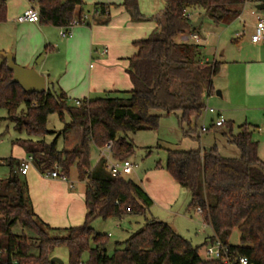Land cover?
<instances>
[{
    "label": "trees",
    "instance_id": "obj_1",
    "mask_svg": "<svg viewBox=\"0 0 264 264\" xmlns=\"http://www.w3.org/2000/svg\"><path fill=\"white\" fill-rule=\"evenodd\" d=\"M166 9L156 19L158 28L145 40L134 43L137 53L129 59L127 73L133 88L128 92H106L70 106L69 98L54 84L43 94H26L13 82L6 64L0 67V109L15 131L38 139L30 146L27 157L42 174L59 171L69 178L76 168L79 179L86 181L83 225L53 229L36 215L28 184L20 173L22 160H0L10 167L6 180L0 181V249L6 254L0 264H53L57 248L68 250V264H224L204 255L202 249L218 241L227 249V264H239L246 257L249 264H264V162L258 157L254 130L244 124L238 133L226 125L230 142L240 151L238 159H228L218 150H167L166 170L178 185L189 192V208L201 211L213 236L201 246H193L167 223H147L129 239L118 243L108 254L109 235L96 233L93 222L102 218L123 219L127 215H144L153 201L134 181L113 176L100 160L91 167V149H104L113 143L111 158L121 162L135 152L129 134L158 131L164 117L180 113L179 123L185 134L197 131V122L206 111L204 96L213 94V82L221 63H204L202 46L177 43L176 39L192 29L189 16L199 13L215 25L229 26L242 15L247 4L264 5V0H164ZM40 24L67 30L74 22L92 26V21L107 25L114 8L123 7L134 22L145 18L138 0H124L120 5L96 4L92 16L84 11V0H35ZM7 2L0 0V24L7 21ZM22 107H24L22 111ZM162 112L155 115L154 112ZM56 114L61 121L67 115L70 123L59 133L66 140L81 130L80 145L73 150H58L57 142H47L52 134L48 118ZM23 142V141H22ZM25 142V141H24ZM21 234L14 233L16 227ZM240 233V246L227 243L231 233ZM29 232V235L24 231ZM51 233L65 234L53 237ZM87 258L84 260V256Z\"/></svg>",
    "mask_w": 264,
    "mask_h": 264
},
{
    "label": "rangeland",
    "instance_id": "obj_2",
    "mask_svg": "<svg viewBox=\"0 0 264 264\" xmlns=\"http://www.w3.org/2000/svg\"><path fill=\"white\" fill-rule=\"evenodd\" d=\"M143 3L146 10L151 11L154 7L152 4L153 2H149L148 0H144ZM94 4L95 0H85V5L83 7L84 11L86 13L93 12ZM26 5V0H8L7 21L0 26V43L10 42L16 45V38L19 37V35L33 33V31H27L28 33L25 32L24 27L16 25L13 20L16 12L20 11ZM157 7V9L164 7L162 0L159 1ZM161 10H158L157 13H161ZM163 10H165V8H163ZM253 12L256 14L259 13L253 5H247L243 10L241 18L229 26L215 25L209 18H205L199 32L203 38L207 39V44L205 48L203 47L202 49L204 57H209L212 61L217 59L221 62L226 60L232 61L234 59L236 61H241L238 64H231L227 67L223 64L221 65V71L215 81L216 91L214 90V96L210 101H206L207 109L223 111L227 116L229 112L227 113L225 110H228L238 115V123L243 124L248 122L259 126L260 131L257 132L256 138L260 142V150L264 157V95H260V93L257 92V89L260 88L258 78L257 82L253 81V86L246 83L249 64L243 62L250 53L249 47H247L248 44L246 43L248 40H251L253 35L252 27L256 23V16L252 14ZM263 12L264 11H262V13ZM140 13L141 15L143 14L142 11H140ZM198 14V12L194 14L193 21L198 19ZM148 21L149 23H154L153 19H148ZM39 26L44 30L43 37H49L51 41V45L47 44L44 46L41 68L43 70L45 69L47 71L46 73H50L49 79L50 81H54L56 85L61 77L58 75L59 71L63 67L64 61L68 60L69 51L64 50L63 47H66V44L70 41V37L62 36V33L65 32L63 29H58L51 25L39 24ZM80 26L86 25H79L69 30V32L73 35L74 31L80 28ZM241 32H244L242 36H240ZM237 40L242 41L243 44L240 45ZM58 46L61 47L62 50H57ZM220 54L224 56L221 57ZM41 59L37 60L36 63L39 64ZM220 87L227 90V96L225 98L217 96V92L221 91ZM103 95L104 94L101 96L104 97ZM76 103L77 100L69 98L68 104L70 106H77ZM23 109L24 107H22V111ZM207 112H205L203 117L197 122L199 132L202 130L203 125L209 128L212 121L216 119V114ZM154 114L161 115L162 112L156 111ZM6 117V111L0 109V160L24 157L30 146H36L34 143L37 142L38 139L31 138L34 142L33 144L26 142L30 140V138L25 134H20L15 131L14 125L7 121ZM179 117L180 113L162 118L158 131L138 132L128 135V139L133 142L135 146V152L133 156L129 158L134 166V172L131 176L126 177L127 179L144 187L147 182V174L149 175L155 171L161 170L169 175L166 170L167 150L192 151L198 150L201 146L207 148L209 146H207V143H204L208 140L212 145H214V143L218 145L222 151V157L232 159L233 156L227 154V152L237 149L234 148L233 145L227 143L221 136L220 131L205 132L201 140L198 141L194 136L185 135V132L180 127ZM69 123L70 119L67 115L64 121H61L56 114H52L48 118L47 128L52 134L47 137V142L52 143L56 141L57 149L60 151L64 150L66 145L64 138L60 137L59 133H61ZM99 158V149L92 147V168L98 164ZM33 171L34 169L31 167V172ZM9 174V166H0V181L6 180ZM149 178L148 181L153 180L151 176ZM70 179L71 182L75 183L77 189L80 190L85 187L84 183L86 184V181H84V183H82L83 181L80 182L79 173L76 168L71 170ZM22 180L27 182L26 178H22ZM180 189V197L177 204L175 206H170V208H165L163 205L155 203L154 206L146 210L144 215L125 217L120 221L116 218L108 220H103L102 218L96 219L92 224V228L95 232L104 235H109L111 233L112 235L109 238L107 248L108 254L112 255L118 248V243L125 242L131 235L140 230L147 223V220L151 221L153 218L179 229L181 236L190 241L193 246L197 247L203 245L206 239L213 235V231L210 227L205 225L203 217L196 210L188 207L190 201L189 192L185 189ZM175 212L179 214L176 215ZM24 231L29 235V232L26 230ZM14 233L21 234L22 228L19 226L16 227ZM51 234L53 237L65 236V234L59 233ZM229 244L232 246H240V233L237 229L231 233ZM202 254L203 256L205 255V248L202 249ZM54 257L62 260L64 264H68V250L65 247L57 248L54 252ZM86 258L87 255L84 256V260Z\"/></svg>",
    "mask_w": 264,
    "mask_h": 264
},
{
    "label": "crops",
    "instance_id": "obj_3",
    "mask_svg": "<svg viewBox=\"0 0 264 264\" xmlns=\"http://www.w3.org/2000/svg\"><path fill=\"white\" fill-rule=\"evenodd\" d=\"M123 1L124 0H95L94 6L96 4L120 5L123 3ZM143 1L144 0H138L139 10L142 11V16L146 17L145 20L141 22H134L131 19L130 14L123 7H119L112 9L111 19L107 25H103L102 21H98V19H93L91 27L80 26V28H77L74 31L72 37H70V41L66 44V47H63L64 50L69 51V56L68 60L64 61V65L59 71L58 75H60L61 77L60 81L57 82L56 85L54 84V81H50V73H46L47 71L41 68V58L44 52V46L47 44L51 45L49 37H43L44 30L39 26L40 23L20 24L16 21L18 16L21 15L29 7V3L27 0V5L24 6L20 11L16 12L13 20L16 25L24 27L25 32L33 31V33L29 34L27 32L28 35H19V37L16 38V45L10 42L0 43V53H12L17 65L28 69H35L40 75L46 77L47 89L52 84H54L55 88L62 90L63 92H65L68 98H74L75 100H77V102H81L85 99L99 97L106 92L131 91L133 85L127 73V69L129 67V59L137 53V49L134 46V43L147 39L158 28L156 19L162 18L163 13L165 12L163 8L166 9V3L164 0H162L164 3V7H161L160 9H157V4H159L160 0H148L149 2H153L152 4L154 7L153 9H151V11L146 10ZM6 2L8 9V0H6ZM247 5H253V7L257 10V5ZM158 10H161V13H157ZM258 12V14H256L255 12L252 13L254 16H256V21L258 15L264 16V12ZM88 14H90L89 17L92 16V12H88ZM241 16L239 18H241ZM193 17L194 14L190 16L192 21ZM200 18L201 15L198 14V19L193 22H197ZM148 19H153L154 23H149ZM2 24H0V26ZM254 26L252 27L253 34L255 31ZM242 33L244 32H241L240 36H242ZM198 34H200V32H198ZM183 36L184 35L176 39L177 43H186L183 39ZM200 36L203 39V43L198 45L202 46V48H205L207 39L203 38L201 34ZM237 41H239L240 45L243 44L242 41ZM188 43L192 44L193 42ZM246 44H248L247 47H249L250 50V53L246 56L247 58L245 57L246 59H244L245 61H243L244 63L246 62L247 64H249L246 83L250 86H253V81L257 82L258 78L260 88L257 89V92L260 93V95H264V42L254 44L251 42V40H248ZM57 50H62V48L58 46ZM105 50L107 51V53L103 54ZM220 56L223 57L224 55L220 54ZM39 59L41 60L39 64H37L36 61ZM203 62H217L227 67L231 64H238L241 61H236L234 59L232 61L226 60L224 62H221L217 59L212 61L211 58L204 57ZM216 79L217 77H215L213 82L215 91ZM220 88L221 91L217 92V96L225 98L227 96V90L223 89V87ZM213 96V94H206L204 96L205 104L206 101H210ZM225 111L227 113L229 112L228 116L225 115L223 111H217L218 114L222 115L226 119V124L224 126L217 127L215 125L218 119V115L216 114V119L212 121L209 128L203 125L202 130L199 132L197 125V131L192 136L196 137L198 141H200L205 132L220 131L221 136L227 141V143L229 145H233L226 134V125L231 124L232 133L237 134L238 128L240 126L248 124L254 130V140L258 142V157L261 161L264 162V157L262 155V151L260 150V142L256 138V134L260 131V127L248 122H245L243 124L238 123V115H235L233 114V112L228 110ZM81 138L82 131H74L65 140V150H73L77 148L80 145ZM206 143L207 146H209L207 148H216L222 156V151L218 147V145H216V143L212 145L211 143H209V140L204 144ZM233 147L236 148L234 145ZM207 148L201 146L198 150H206ZM99 152L100 161L103 160L102 150L99 149ZM227 154L233 156L232 159H238L241 157L240 151L238 149L230 150L229 152H227ZM27 156L28 155L26 151V155L24 157L14 159L21 161L26 159ZM32 167L34 171L31 172L30 169L28 175L23 177L27 180L29 197L38 218L44 224L50 226L53 229H68L71 227L83 225L87 213L85 205L86 184L79 179L80 182L84 183L85 185L84 188L79 190L76 188L75 183L71 182V174L68 178V182H64L58 179L48 178L45 175H42L34 166ZM150 176L153 179L152 181H148L150 179ZM146 181V186L144 185V187L142 188L153 201L152 206H154L155 203H159L165 208H170V206H175L177 204L180 197L181 187L178 185V183L172 180V178L166 172L160 170L155 171L154 173H151L149 175L147 174ZM197 212L201 215L199 211ZM175 213L176 215L179 214L178 212ZM134 216L136 215H127L125 217ZM120 220L122 219H119L118 221ZM151 220L156 219L153 218ZM205 225L207 224L205 223ZM170 226L176 231V233L181 236L179 229H177L173 225ZM109 236H112L111 233L109 234ZM229 238L227 240L228 244Z\"/></svg>",
    "mask_w": 264,
    "mask_h": 264
},
{
    "label": "built area",
    "instance_id": "obj_4",
    "mask_svg": "<svg viewBox=\"0 0 264 264\" xmlns=\"http://www.w3.org/2000/svg\"><path fill=\"white\" fill-rule=\"evenodd\" d=\"M29 3V7L17 18V22L20 24H38L40 23V13L39 10L35 6V0H27ZM190 17V16H189ZM86 20H88V17L85 16L83 20V24H85ZM80 24L78 22H74L65 32L62 33L63 37H72V33L69 32V30L79 26ZM64 30V29H63ZM254 34L251 37V42L254 44L262 43L264 42V16L258 15L257 21L254 26ZM183 39L186 43L193 42L194 44H201L203 43V39L201 38L200 34L198 33H187L184 34ZM107 51L105 50L103 54H106ZM77 106L81 105V102L76 103ZM206 111L217 114L218 119L215 123L217 127H222L226 124V119L218 114V112L215 109H207ZM112 147L113 143L110 142L104 149H102V159L106 161V168L107 170L113 175V176H122V177H128L134 172V166L131 163V161L124 160L121 162L114 161L111 158L112 155ZM33 166V158L27 157L26 159L22 160L19 173L22 176H27L31 167ZM46 177L52 178V179H58L64 182H68V178L64 175H61L59 171L54 172H48L45 174ZM199 212H201L199 210ZM227 249L223 246L221 242H217L213 246H209L205 249V256L222 260L224 264L228 263L227 258ZM6 254V250L0 249V257ZM239 264H249L248 259L246 257H240L238 259Z\"/></svg>",
    "mask_w": 264,
    "mask_h": 264
},
{
    "label": "water",
    "instance_id": "obj_5",
    "mask_svg": "<svg viewBox=\"0 0 264 264\" xmlns=\"http://www.w3.org/2000/svg\"><path fill=\"white\" fill-rule=\"evenodd\" d=\"M257 10L264 11V5H257ZM204 16L192 25L193 30L200 28ZM6 64L7 69L13 73V82L21 87L26 94H43L47 91L46 77L40 75L35 69H28L16 64L14 55L12 53H0V67ZM206 261L204 256L201 257ZM53 264H64L62 260L57 257L52 258Z\"/></svg>",
    "mask_w": 264,
    "mask_h": 264
}]
</instances>
